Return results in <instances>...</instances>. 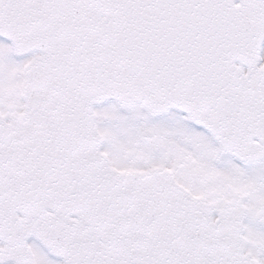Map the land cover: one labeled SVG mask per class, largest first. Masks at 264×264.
Listing matches in <instances>:
<instances>
[{
    "label": "snow or ice",
    "instance_id": "6c2138e0",
    "mask_svg": "<svg viewBox=\"0 0 264 264\" xmlns=\"http://www.w3.org/2000/svg\"><path fill=\"white\" fill-rule=\"evenodd\" d=\"M0 264H264V0H0Z\"/></svg>",
    "mask_w": 264,
    "mask_h": 264
}]
</instances>
